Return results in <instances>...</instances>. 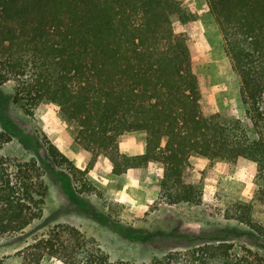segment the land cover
I'll return each instance as SVG.
<instances>
[{
	"label": "trees",
	"instance_id": "1",
	"mask_svg": "<svg viewBox=\"0 0 264 264\" xmlns=\"http://www.w3.org/2000/svg\"><path fill=\"white\" fill-rule=\"evenodd\" d=\"M206 3L249 107L246 120L222 119L209 104L194 71L193 15L181 0H0V85L15 83L26 115L42 102L57 105L77 125L75 142L89 169L106 159L119 176L156 163L164 168L162 186L176 187L186 186L192 156L211 166L255 163L259 190L244 222L264 236V220L254 214L257 207L264 214V115L257 107L264 97V0ZM139 131L147 135L146 153L122 154L120 136ZM48 153L53 165L58 156L68 162L53 144ZM45 167L0 157V241L42 219ZM189 194L166 192L173 203H191ZM222 241L205 240L151 264H264L261 255L236 253ZM79 249L68 264H131L112 262L94 247ZM17 257L40 263L25 252Z\"/></svg>",
	"mask_w": 264,
	"mask_h": 264
},
{
	"label": "rangeland",
	"instance_id": "2",
	"mask_svg": "<svg viewBox=\"0 0 264 264\" xmlns=\"http://www.w3.org/2000/svg\"><path fill=\"white\" fill-rule=\"evenodd\" d=\"M181 1L193 15L188 30L194 71L207 86L209 104L222 119L246 120L249 107L241 100L239 79L206 0ZM174 23L176 33H181V24ZM14 96V82L0 85V157L45 165L47 195L42 219L0 241L3 264H22L17 256L24 252L36 256L30 258L39 264H68L73 251L83 247L101 250L112 262L151 264L205 240H226L236 253L248 248L264 258V236L244 222L247 206L256 203L259 190L255 163L240 158L211 166L206 158L192 156L186 186L176 187L162 186L164 168L153 163L137 177L136 185L127 187L108 172L106 159L89 169L75 142L77 125L66 120L57 105L42 102L29 116L24 102L16 103ZM257 107L264 115V97ZM142 134L138 142L146 141ZM49 143L68 162L58 156L53 165ZM186 191L191 203H173L166 195ZM256 211L255 216L264 220L259 207Z\"/></svg>",
	"mask_w": 264,
	"mask_h": 264
},
{
	"label": "crops",
	"instance_id": "3",
	"mask_svg": "<svg viewBox=\"0 0 264 264\" xmlns=\"http://www.w3.org/2000/svg\"><path fill=\"white\" fill-rule=\"evenodd\" d=\"M137 135H143L142 131L139 132H130L127 136L124 134L119 138V149L120 152L126 156L133 157L139 156L146 153V145L147 142L143 140L142 142H138ZM60 148V147H59ZM68 157V156H67ZM78 157V156H77ZM80 158V157H79ZM108 163V172L115 177L117 181L124 183L127 187H132V185H136L138 182L137 177L143 174V170H129L122 175H113V166L108 160H105ZM145 171V170H144ZM142 178V177H140Z\"/></svg>",
	"mask_w": 264,
	"mask_h": 264
}]
</instances>
